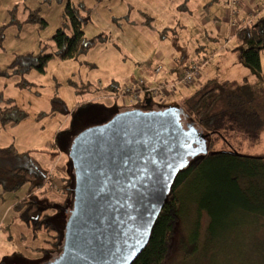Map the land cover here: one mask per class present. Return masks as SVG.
Masks as SVG:
<instances>
[{
  "label": "rangeland",
  "instance_id": "374dc122",
  "mask_svg": "<svg viewBox=\"0 0 264 264\" xmlns=\"http://www.w3.org/2000/svg\"><path fill=\"white\" fill-rule=\"evenodd\" d=\"M251 1L239 0L235 7L237 15L230 18L229 0H84L85 5L91 8V23L85 27L87 37L92 38L105 33L113 35L116 29L123 33L126 29L127 35L126 40L120 41L121 44L119 42L112 44L116 51L95 50L90 53L85 58L90 63L101 65L108 59L117 63L116 71H123L125 65H122L120 60L124 56L136 62L144 55L143 48L132 47V40L145 45L149 42L151 49L155 50L151 67L157 64L164 68L155 86L157 83H165L167 78L164 75L172 63H176L177 66L179 62L180 66L187 67L192 62L205 61L200 75L192 83L178 86L175 94L165 100L153 97L149 93L144 94L143 91L132 92V89H129L132 95L128 94L126 92L128 89H125L131 83V79L124 80L120 74L110 70L106 78L104 74L93 72L98 76L92 83L98 85L99 79L103 86L115 82L117 96L95 93L90 97L87 95L89 98L79 96L76 97L74 106L73 102L68 101L72 97V90L67 84L70 72L68 75L66 70L67 68L73 70L76 63L61 62L58 59L48 63L45 74L35 71L29 73L31 74L29 79L38 84L34 92L15 86L12 77H0V85L5 84L4 94L15 100L16 104L29 114V118L22 121V126L26 127L19 134V137L23 138L21 143L26 148L48 149L49 153H33L35 154L33 160L49 173L50 184L57 182V179H63V175H59L62 168H66L68 180L55 184L56 187L64 189L63 194L61 191L51 192L43 203V207L47 206L49 201L56 204L47 212L57 230L50 233L44 229L33 231L31 226L20 220L18 210L14 208L25 199L30 191V185L13 191L9 190L6 182L0 184V264H47L59 256L61 249L51 250L49 241L57 233L61 244L63 243L65 225L72 210L70 190L74 182L68 149L72 140L83 130L105 124L121 111L139 109L150 112L184 106L188 100L186 98L202 90L205 84L213 79L242 81L246 78L257 95H263L264 101V53L260 57L261 73H257L235 61L232 52L235 48L249 47L248 39L243 43H236L234 40L227 43L232 35L229 34L230 28H241L253 18L256 19L260 15L264 17V13L260 14L264 0H253V3ZM66 2L67 0H0V69H7L18 56L35 54L43 47H47L48 52L54 50L51 37L63 26ZM245 6H249L252 13L245 11ZM143 14L154 18V29L140 25L150 18ZM35 17L44 19L47 26L43 27L44 25L38 21H29ZM237 24L239 25L236 26ZM131 25L135 27L132 28ZM137 27L144 28L137 30ZM146 51H149L147 45ZM77 62L78 65L79 61ZM101 70L107 71L104 68ZM137 71V77L144 75L140 65ZM180 75L181 72L176 76V80ZM37 91L39 95L34 97L33 94ZM54 91H57L62 100H67L64 102L68 114H57L51 119L45 117L37 122L36 116L41 112L50 111V100L55 94ZM102 96L111 99H101ZM181 99L184 100L180 101ZM222 107L223 103L219 102L217 109ZM58 121L62 124V130L59 132ZM36 122L42 125L39 127ZM9 129L12 128L7 130ZM238 142L241 144L240 147L235 142H232V146L242 155L264 157V130L255 142L244 139H238ZM54 149L58 150V153ZM211 149L230 150L221 140ZM187 194L183 218L179 222L175 239L172 264H264V223L261 224L264 218L246 212L222 220H212L208 217L206 221L202 222L200 219L199 222L197 207L190 211L188 208L192 203L190 198L196 196L197 190L189 189ZM35 195L38 196L39 192L36 191ZM249 204L254 209L264 210V203L254 197L249 199ZM195 234L196 238L193 240Z\"/></svg>",
  "mask_w": 264,
  "mask_h": 264
},
{
  "label": "trees",
  "instance_id": "16d2710c",
  "mask_svg": "<svg viewBox=\"0 0 264 264\" xmlns=\"http://www.w3.org/2000/svg\"><path fill=\"white\" fill-rule=\"evenodd\" d=\"M90 15L91 8L85 5L84 0H67L63 26L51 37L54 50L48 52L47 47H43L35 54L18 56L7 69H0V77L17 76L19 77L17 87L30 91L35 87L26 79V75L31 71L45 74L48 63L53 59L77 62L96 45L107 42L106 34L92 38L85 35V27L91 23ZM29 21H38L42 26L44 25L43 27L47 26L46 21L38 17ZM153 21L154 19L150 17L140 25L154 29ZM254 21L240 30L236 36L239 43L248 39L250 46L245 49L235 48L232 52L236 54L239 63L261 73L260 57L264 53V18ZM195 64H203L204 67L205 61L192 62L187 67H181V74ZM69 85L78 97L92 92L104 94L112 88V86L99 88L88 82L78 84L69 81ZM262 96L257 95L246 78L242 81L209 80L202 90L187 98L184 106H178L182 110L181 123L184 126H194L201 135L207 136L208 153L190 161L178 174L152 229L149 243L133 264H172L175 239L179 222L183 218L185 198H188L189 189L197 190L196 196L190 198L192 203L188 201L190 203L188 208L190 211L197 207L199 222L200 219L202 222L206 221L208 217L212 220H222L231 215L246 212L258 214L264 218V210L254 209L249 204L251 197L264 203V157L242 155L232 146V142L241 146L238 139L249 142L259 139L264 130ZM219 102L223 103L221 109H217ZM50 107V112L40 113L36 116V121L55 114H68L66 104L57 93L52 97ZM28 118L29 114L0 90V131L14 128ZM219 140L223 141L230 150L211 151L212 146ZM32 152L20 153L13 145L0 148V184L6 182L9 190L13 191L30 185V191L25 199L14 206L18 210L20 220L31 226L33 231L44 229L47 233L55 232L57 230L47 212L56 204L54 201H49L48 205L43 207V203L49 193L54 192L56 188L55 185H50L49 173L39 167L30 156ZM58 190L61 194L64 193V189ZM36 191L39 192L38 196L35 195ZM263 223L262 220L261 224ZM195 238L196 234L193 240ZM49 243L51 250L59 251L62 248L61 239L57 233Z\"/></svg>",
  "mask_w": 264,
  "mask_h": 264
},
{
  "label": "water",
  "instance_id": "95a60500",
  "mask_svg": "<svg viewBox=\"0 0 264 264\" xmlns=\"http://www.w3.org/2000/svg\"><path fill=\"white\" fill-rule=\"evenodd\" d=\"M182 110L116 113L72 140V210L59 256L47 264H133L178 174L208 153Z\"/></svg>",
  "mask_w": 264,
  "mask_h": 264
},
{
  "label": "crops",
  "instance_id": "0c3cea01",
  "mask_svg": "<svg viewBox=\"0 0 264 264\" xmlns=\"http://www.w3.org/2000/svg\"><path fill=\"white\" fill-rule=\"evenodd\" d=\"M253 2L254 1L252 0L251 3H253ZM260 10H261L260 11V14H263L264 13V5L262 6V8ZM245 11H247L249 13H252L251 12V8L249 6H245ZM144 15H146V14H144ZM148 17H150V16H148ZM151 18H153V17H151ZM258 18H264V17H262L260 15V17H258ZM258 18H256V20ZM254 20H255V18L249 20L243 26H241V28H239V27H237V29L230 28L229 34H232V35L229 37L230 39L227 40L228 41L227 43H230L233 40L236 41V43H239V41L236 38L238 32L240 30H242L243 28H245L246 26H249L251 23L255 22ZM238 25L239 24H237L236 26H238ZM131 26H132V28L135 27L133 25H131ZM128 28H131V27H128ZM142 28H144V27H140V28L137 27V30H141ZM105 34L108 36V41L105 42V43H100V44L96 45L86 55L81 56L79 58V60H78L79 61V64L78 65H77L78 62H74V61H61V62H66V63H68V62L76 63V67L77 68L74 65L75 68L73 70L70 69V68H67L66 66H61V67L67 68L66 71L68 72V75H69V72H70V77L67 78V84H68V86L72 90V97L68 101L70 103L73 102L74 106L76 104V102H75L76 97H78V96H76L73 88L69 85V81L74 82V83H78V84L80 82H82V83H85V82L92 83V80H94V78L97 77L98 74H104L105 75V78H106L109 75L108 71L111 70V71L115 72L116 74H120V77H123L124 80H126L127 78H130L131 79V83L129 84V86L126 87L125 90H127V89H130L131 90L132 89L131 90L132 92H136V91L141 92V91H143L144 94H148V92L146 91V89H148L150 87H153L154 84L157 81H159L158 80L159 75L162 73V71H163L164 68H160L159 72L158 73H155L156 68L157 67H160V66H158L157 64H155L153 67H151L152 64H153V62H154V57H155L154 56V53H155V50L154 49H151V46H150L149 42H146V45H147V47L149 49V51H146V45L144 43L135 42L134 40H132V42H133L132 47L139 46V47L143 48L144 55H143V57H140L139 60H136V62H133V59L132 58L130 59L128 57L129 58L128 59L127 56H125V59L122 58L120 61L122 62V65H125V69H123V71H116V65H117V63L116 62L114 63L111 60L109 61L108 59L104 60L103 61V64H101V65H98V64L93 63V62L90 63L89 60H86L85 58L90 53L94 52L95 50H99V51H102V52H112L111 49L114 50V48L112 46L113 43L119 42L121 44L120 41H124V40L127 39L125 37V36H127L126 35V29H125V33H123L122 31H118L116 29V30H114L113 35H111L110 33H105ZM119 43H117V44H119ZM126 44L128 45V40H127ZM114 51H116V50H114ZM233 54L235 56V61H237L236 54L235 53H233ZM54 61H55V59H53L52 61H50V63H53ZM139 65L143 68L144 75L142 77H140V75L137 77V74H138V71L137 70H138V66ZM91 66H94V67H91ZM181 67H183V66H180V63L179 62H177V66L172 63V65L170 66V69L164 75L167 78V80H165L164 82L166 83V82H173V81H175L176 78H177L176 76H178L179 72L181 71ZM101 68H104L107 71L106 72H103L101 70ZM176 71H178V73H176ZM93 72H97L98 74H93ZM30 76H31V74L26 75V79H27V81H29L30 83H32L33 85H35V87L33 89H31L32 92H34L33 90L36 89V88H38V84L33 79H31V78L29 79ZM77 76H78V78H77ZM12 78L14 79L13 81H14V83H16L15 84V86H16L17 83L19 82V77L13 76ZM213 80H215V79H213ZM141 82H142V84H141ZM97 83H98V85L97 84H94V83H92V84H94L96 87H99V88H102V87H105L106 88V87L112 86V88L110 89V91L106 92V94L108 96H110V95H112V96L114 95L115 97L117 96V93H115L116 90H117V86H116V83L115 82H112L110 84H106L107 86H103L101 84V80L99 79V80H97ZM3 86H5V84L0 85V90L4 93V91L6 89H4ZM55 93H57V91ZM92 93H87V94H85L83 96L86 97V98H89L92 95ZM95 94L96 95H101L102 93L101 92H96ZM38 95H39V92L38 91L35 94H33L34 97H37ZM87 95H89V97H87ZM7 98H11V97H7ZM109 98L111 99V97L101 98V99H109ZM86 100H89V99H86ZM86 100L84 102H86ZM183 100L184 99H181L180 101H183ZM63 101L66 102L67 100H63ZM49 112H47V113L46 112H41V113L48 114ZM55 115H57V114H55ZM55 115L54 116H48L47 118H50V119L51 118H54ZM60 121H62V120H60ZM60 121H58L57 132H59L60 130H62V124H59ZM36 125H38L40 127V125H42V124H38L37 123ZM24 127H26V126H22V122H21L19 125H17L16 127L12 128V129H9V130L5 129L4 131H1L0 132V148H5V147H8L10 145H13L15 147V149L18 152H20V153H24V152H27V151H33L31 153V155H30L33 158V155H35L33 153H36V151H34V150H38V149L37 148H34V149L33 148H26L25 145H23V143H21V140H23V138H20L19 137V134L22 132V130L24 129ZM32 130L34 131V127H32ZM42 150L48 151V149H42ZM54 151H56L58 153V150L54 149ZM41 153H49V152H41ZM59 175L60 176L63 175V179L62 180H58L55 177L57 179V182H55L56 185H58L59 182L60 183L61 182L63 183V180H66V168H62L61 170H59ZM58 189L59 188L56 187V189H55V191L53 193L58 192L59 191Z\"/></svg>",
  "mask_w": 264,
  "mask_h": 264
},
{
  "label": "built area",
  "instance_id": "2783aa9c",
  "mask_svg": "<svg viewBox=\"0 0 264 264\" xmlns=\"http://www.w3.org/2000/svg\"><path fill=\"white\" fill-rule=\"evenodd\" d=\"M239 0H229V17L233 18V16L237 15L236 5H238ZM203 64H195L185 70L180 78L176 82H168V83H157L155 86L149 88L147 91L153 97H158L162 100L173 96L176 92L178 86L186 85L192 83L200 73ZM160 69H156L155 73H158ZM142 84V82H141ZM128 94L132 95V92L128 89L126 91ZM134 97H136V93H134Z\"/></svg>",
  "mask_w": 264,
  "mask_h": 264
},
{
  "label": "bare ground",
  "instance_id": "6f19581e",
  "mask_svg": "<svg viewBox=\"0 0 264 264\" xmlns=\"http://www.w3.org/2000/svg\"><path fill=\"white\" fill-rule=\"evenodd\" d=\"M102 95V94H101ZM104 96L107 95L106 93L103 94ZM131 95V94H130ZM104 96H102V98H105ZM99 98V97H98ZM51 185H55V183H51ZM56 188V186H55Z\"/></svg>",
  "mask_w": 264,
  "mask_h": 264
},
{
  "label": "clouds",
  "instance_id": "9594fccd",
  "mask_svg": "<svg viewBox=\"0 0 264 264\" xmlns=\"http://www.w3.org/2000/svg\"><path fill=\"white\" fill-rule=\"evenodd\" d=\"M50 178V177H49Z\"/></svg>",
  "mask_w": 264,
  "mask_h": 264
}]
</instances>
